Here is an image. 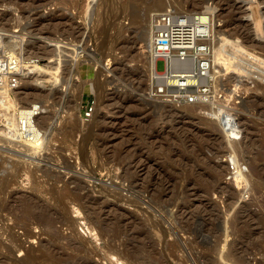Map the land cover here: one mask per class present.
<instances>
[{
	"label": "rangeland",
	"instance_id": "1",
	"mask_svg": "<svg viewBox=\"0 0 264 264\" xmlns=\"http://www.w3.org/2000/svg\"><path fill=\"white\" fill-rule=\"evenodd\" d=\"M176 2L160 6L211 11L216 48L236 56L217 101L239 115V135L208 104L150 95L156 65L146 33L160 0H0V30L19 35L36 61L0 129V264H86L76 257L95 247L91 264H264V0ZM26 108L38 112L36 125L48 122L27 142L14 117ZM103 124L113 131L102 133ZM129 161L136 173L126 177ZM76 180L104 206L100 218L87 215L93 202L67 209L59 199ZM43 209L57 216L53 227L34 218Z\"/></svg>",
	"mask_w": 264,
	"mask_h": 264
},
{
	"label": "built area",
	"instance_id": "2",
	"mask_svg": "<svg viewBox=\"0 0 264 264\" xmlns=\"http://www.w3.org/2000/svg\"><path fill=\"white\" fill-rule=\"evenodd\" d=\"M215 28L214 14L209 10L179 12L169 6L152 14L150 53L156 63L155 73L151 76L152 97L174 104L203 102L209 105V111H218L223 104L217 100L226 94L221 91L220 84L226 80L225 74L231 72L221 65L215 67ZM17 36L19 38L7 36L0 30V129L5 127L3 114L14 89L20 84L22 72L27 65L36 62L34 57L25 55L23 42ZM158 60L164 61L162 71L157 68ZM211 112L209 115L218 120ZM17 113L18 136L31 139L35 130L24 122L21 125ZM221 119L227 129L240 134L236 111L231 109ZM261 252H264V240Z\"/></svg>",
	"mask_w": 264,
	"mask_h": 264
},
{
	"label": "bare ground",
	"instance_id": "3",
	"mask_svg": "<svg viewBox=\"0 0 264 264\" xmlns=\"http://www.w3.org/2000/svg\"><path fill=\"white\" fill-rule=\"evenodd\" d=\"M177 2V4L178 5H180V6H182V4L181 3H183V0H176ZM233 1V2H232ZM161 2H162V0H160V3H159V6H160V4H161ZM227 2H228V4H229V6L231 7V8H236L237 7V4L238 3H236L237 2V0L235 1V0H227ZM174 3V2H173ZM162 5H164V4H162ZM162 5L160 6V7H162ZM165 5H168V4H166V2H165ZM184 5V4H183ZM157 7V6H156ZM156 7H155V9H156ZM160 7L156 10V11H158V10H160ZM168 7V6H167ZM185 7V6H184ZM162 8H164V7H162ZM166 8V7H165ZM178 11V10H177ZM181 12V11H180ZM53 18H55V17H53ZM51 19V18H50ZM150 28L147 30V33H146V37L149 35V37H148V39L150 38V44H149V46H151V40H152V21L150 22ZM246 24V23H245ZM254 26V25H253ZM252 26V27H253ZM142 27H143V25H142ZM247 27V26H246ZM250 27V28H249ZM247 29H249V30H251V26H249ZM246 30V29H245ZM253 30V29H252ZM264 30V29H263ZM241 31V30H240ZM247 32H249V31H247ZM250 33V32H249ZM216 34H217V32H215V42H214V55H213V58H214V64H215V67H216V65H221L222 67H225V69L226 70H228V69H230L232 66H233V63H234V61H235V58L234 57H236V56H232L231 54H229V53H226V52H222L221 51V47L220 48H216V42H217V39H218V37L216 36ZM17 38H19L18 36H16ZM247 39H248V37H247ZM257 41H258V39H257ZM256 41V42H257ZM261 41V40H260ZM148 42V43H149ZM41 43V42H40ZM44 43V42H43ZM22 44V43H21ZM28 44V43H27ZM259 44H264L263 42L261 43V42H259ZM258 44V45H259ZM147 45V44H146ZM222 45V44H221ZM220 46V45H219ZM261 46V45H260ZM263 46V45H262ZM264 47V46H263ZM150 48V47H149ZM146 50V49H145ZM149 50V49H148ZM146 52H148V51H146ZM149 52H150V50H149ZM150 55L153 57V55L150 53ZM150 59V58H149ZM155 60V59H154ZM152 62V61H151ZM35 62H32V63H30L29 65H33ZM234 64H236V61H235V63ZM155 65H156V63H155ZM28 66V65H27ZM155 68H156V66H155ZM32 71V70H31ZM229 71V70H228ZM230 72H231V70H230ZM42 73H43V71H42ZM154 73H155V69H154ZM154 73H153V75H154ZM25 74V73H24ZM44 74H45V72H44ZM44 74H41L40 72H38V73H36V72H30V73H26L25 75H24V77H27V78H30V77H34V76H36V77H39V75H44ZM227 74V73H226ZM229 75V74H228ZM45 76V75H44ZM235 76V75H234ZM22 79V78H21ZM230 82V81H229ZM224 83V82H223ZM229 86V85H228ZM257 97V96H256ZM255 97V98H256ZM254 99V98H253ZM259 99L261 100V99H264L263 98V96H260L259 97ZM255 100V99H254ZM258 100V99H257ZM259 100V101H260ZM259 103V102H258ZM257 103V104H258ZM110 103H108L107 102V104L106 105H109ZM201 102H199L198 104H195V105H199V106H201ZM204 104V103H203ZM253 104V103H252ZM263 104V101H261V105ZM189 105V104H188ZM224 105V104H223ZM227 105V104H226ZM206 106V105H205ZM203 106H201V108H202ZM226 107V106H225ZM252 107V106H251ZM7 108H9L8 106H7ZM229 108V107H228ZM264 108V107H263ZM27 109V112H29V113H24V114H21V119H20V123H21V125H22V123L24 122L25 123V125H27V124H29V128H31V129H33V130H35V132H34V134H33V136H32V138L31 139H29V138H25V137H21V139L23 140V141H32V140H34L35 139V137L37 136V132H39L40 131V128L42 129L43 127L44 128H46L45 127V125L48 123H43V124H39V125H36L35 124V122H36V120H35V116H36V114L38 113V112H36V110L33 108V109H31V108H26ZM25 109V110H26ZM207 109V108H206ZM226 109V108H225ZM225 109L224 108H219L218 109V111L216 110L215 112H211V111H209V112H211V113H213V114H215L214 115V117H219V116H221L224 112H225ZM209 110V109H208ZM228 111V110H227ZM7 114V113H6ZM9 114L10 113H8V116H9ZM220 114V115H219ZM226 114H229L228 112L226 113ZM6 116V118H7V115H5ZM15 117V116H14ZM10 118H12L11 117V115H10ZM105 120H107V119H102V122H104ZM14 121H15V119H14ZM221 121H222V119H221ZM221 121H219V122H221ZM16 122V121H15ZM52 122V121H51ZM106 122V121H105ZM54 123V122H53ZM76 123V122H75ZM222 123V122H221ZM49 125V124H48ZM71 125V124H70ZM74 125H77V124H73L72 125V127H70V128H74L75 126ZM104 126H101L100 127V131L102 132V133H106L107 131H113V129L111 128V127H108V126H106L105 124H103ZM66 126H68V124L66 125ZM65 126V127H66ZM27 127V126H26ZM43 128V129H44ZM68 128V127H67ZM66 128V129H67ZM61 129V128H60ZM39 130V131H38ZM55 130H57L56 128H55ZM68 130V129H67ZM72 130V129H71ZM54 131V130H53ZM51 132V134H53L54 132ZM235 131V130H234ZM57 132V131H56ZM50 134V133H49ZM55 134V133H54ZM40 135H42V133H41V131H40ZM59 136V135H58ZM56 138V137H55ZM102 140H104V138H102ZM119 161H120V159H119ZM19 165V164H18ZM130 165H132V162L131 161H129L128 163H127V166L125 167V172H124V176H130V175H133L134 173H136V171L135 170H133L134 172L133 173H131V166ZM69 167V166H68ZM253 167H255V169L256 168H258V166H253ZM52 170V169H51ZM256 170H259V169H256ZM55 173V172H54ZM51 176H53L54 178L55 177H57V174L55 175V174H52ZM52 177V178H53ZM74 177V176H73ZM58 179H59V177H58ZM79 179V178H78ZM70 181V180H69ZM71 181H72V179H71ZM75 181V180H74ZM81 181V180H80ZM79 180H76V188H69V187H65V188H61V189H59V190H61V191H59L60 193H59V199L61 198V200L64 202V205H66L65 207H67V201H69V202H83V203H92L93 202V199L95 200H97V198H95V196H93L92 195V193H93V191H92V193H91V191H89V192H86V191H88V190H86L83 194L82 193H80L79 191H80V189L79 188H84V187H86V185H84L83 183H81ZM64 183H65V181H64ZM69 182L67 181L66 182V184H68ZM69 185V184H68ZM75 186V185H74ZM91 190V189H90ZM99 200V199H98ZM38 201V200H37ZM172 201V200H171ZM177 201V200H176ZM175 201V202H176ZM77 202V203H78ZM97 202V203H96ZM98 202L99 201H95V202H93L94 203V205H93V207H92V209H91V211L89 212V214H87V215H89L90 216V218H96V219H98V218H100L101 217V213H102V211H103V209H104V206L103 205H99L98 204ZM90 203V204H91ZM92 203V204H93ZM100 204H101V202H99ZM176 203H178V202H176ZM112 205V204H111ZM33 206H38V202H33V203H29V204H27L26 205V213H30V212H33L35 209H36V207L35 208H33ZM6 207V204L4 205V207L2 206L1 208L2 209H4ZM9 207V206H8ZM68 207H69V205H68ZM68 207H67V209H68ZM7 208V207H6ZM40 211V210H39ZM38 211V212H39ZM44 211V212H43ZM42 212V213H41ZM114 214V213H113ZM38 216V217H37ZM37 216L36 217H34V218H38V219H36L38 222V224L40 225V226H43V224H47L49 227H53L54 226V222H55V220L57 219L56 217H55V215L54 214H52L51 212L50 213H48L47 212V210H45V209H43L42 211H40V213H39V215L37 214ZM113 216V215H112ZM121 215H117V213H116V217L119 219V221L121 220V217H120ZM116 218V219H117ZM31 219H32V217H31ZM64 219V218H63ZM62 219V220H63ZM124 219V218H123ZM103 221V220H102ZM118 221V222H119ZM64 222H66L65 220H64ZM100 223V222H99ZM120 223V222H119ZM102 224V223H101ZM104 225V224H103ZM102 225V226H103ZM45 227H47V226H45ZM48 227V228H49ZM91 227H93V226H91ZM245 227L246 228H244V230H246L247 232H249V231H251V229H250V227H248V223H246L245 224ZM40 228V227H39ZM42 228V227H41ZM9 230H8V234H9V236H11V238L9 237V239L12 241V239H14V241L17 239V235L14 233V232H12L11 231V228H8ZM49 229H51V228H49ZM92 229H94V227L92 228ZM92 229H91V231H92ZM109 229V228H108ZM252 230H254V228L252 229ZM28 231H29V229H28ZM27 231V232H28ZM30 231H31V229H30ZM120 231V230H119ZM118 230H117V232H119ZM139 231V230H138ZM116 232V234H115V236L116 235H119V233H117ZM55 233H56V231H55ZM57 233H60L61 234V232H59V231H57ZM108 233V232H107ZM121 233V232H120ZM124 233V232H123ZM129 233V232H128ZM139 233H140V231H139ZM7 234V235H8ZM60 234H58V235H60ZM125 234V233H124ZM127 234V233H126ZM29 235V234H28ZM62 235H63V233H62ZM62 235H61V237H62ZM69 235V234H68ZM56 236V235H55ZM65 236H67L66 234H65ZM106 236V235H105ZM124 236V235H123ZM7 237V236H6ZM69 237V236H68ZM111 237V236H110ZM114 237V236H113ZM54 238V237H53ZM56 238V237H55ZM73 238V237H72ZM136 238V237H135ZM114 239V238H113ZM119 239V238H118ZM117 239V240H118ZM18 240V239H17ZM54 240V239H53ZM13 241V242H14ZM50 241V240H49ZM16 242V241H15ZM81 241H79V242H77V243H80ZM112 242V241H111ZM119 242H121V241H119ZM126 242V241H125ZM17 243V242H16ZM22 242H20V244H21ZM82 243H84V242H82ZM117 243V242H116ZM2 244H3V241L2 240H0V246H2ZM15 244V243H14ZM18 244V243H17ZM23 244V243H22ZM4 245V244H3ZM80 245H83V244H80ZM130 245V244H129ZM7 246V245H6ZM14 246V245H13ZM12 246V247H13ZM20 246V245H19ZM23 246V245H22ZM78 246V245H77ZM3 247V246H2ZM14 247H17L16 245L14 246ZM21 247V246H20ZM118 247V246H117ZM117 247H116V245L114 244V245H112V246H110L109 247V250H111V252H113V250H116L117 249ZM1 248V247H0ZM5 248V247H4ZM22 248V247H21ZM79 248V249H78ZM78 250L80 251V250H83V249H80L81 247L80 246H78ZM82 248H84V247H82ZM28 249V248H27ZM128 249H130V248H128ZM132 249V248H131ZM32 250H33V248H32ZM86 250V249H85ZM27 251H29V250H27ZM31 251V250H30ZM29 251V252H30ZM35 251V250H34ZM34 251L32 252V253H30V258L31 259H35V257H36V254H34ZM87 251H89V250H87ZM135 251V250H134ZM137 251V250H136ZM8 252V251H7ZM12 252V251H11ZM81 252V251H80ZM122 252V251H121ZM9 253H10V251H9ZM93 253H94V255L96 256V255H99L101 252L95 247V248H92L89 252H88V254L86 253V254H84V255H81V256H78V257H76L77 258V260L80 262V263H86V264H88V263H93L92 262V257L93 256H91V255H93ZM127 253V252H126ZM8 254V253H7ZM129 254V253H128ZM136 254V253H135ZM3 255H5V254H3ZM28 255H29V253H28ZM130 255V254H129ZM137 255H139V254H137ZM122 256V255H121ZM5 257H6V255H5ZM98 257V256H97ZM126 257V256H125ZM4 258V257H3ZM5 259V258H4ZM3 259V260H4ZM30 259V260H31ZM119 259V258H118ZM6 260V259H5ZM142 260H144V259H142ZM32 261V260H31ZM94 261V260H93ZM140 262H142V261H140ZM145 263V262H144Z\"/></svg>",
	"mask_w": 264,
	"mask_h": 264
}]
</instances>
